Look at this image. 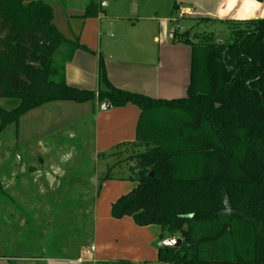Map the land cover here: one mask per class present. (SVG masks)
<instances>
[{
    "label": "trees",
    "instance_id": "obj_1",
    "mask_svg": "<svg viewBox=\"0 0 264 264\" xmlns=\"http://www.w3.org/2000/svg\"><path fill=\"white\" fill-rule=\"evenodd\" d=\"M100 12L90 0L83 18ZM178 22L174 44L192 48L186 98L117 89L101 56L100 89L82 91L67 85L64 62L95 53L59 31L44 0H0V100L13 105H0V134L50 103L134 105L136 140L117 147L146 151L129 159L137 187L112 204V218L160 227V243L182 240L180 249L159 245L157 264H264V19L221 22L230 39L220 43Z\"/></svg>",
    "mask_w": 264,
    "mask_h": 264
},
{
    "label": "rangeland",
    "instance_id": "obj_2",
    "mask_svg": "<svg viewBox=\"0 0 264 264\" xmlns=\"http://www.w3.org/2000/svg\"><path fill=\"white\" fill-rule=\"evenodd\" d=\"M49 1L81 7L88 0ZM171 2L154 0L152 5L157 3L164 16L172 13ZM65 15L56 11L54 24L74 40L71 28L76 21L62 19ZM181 25L192 29V36L213 33L219 42L230 39L229 27L221 22L182 20ZM0 105L13 108L7 100H0ZM94 122L90 106L56 102L1 132L0 264H90L96 212L101 226L112 204L135 188L137 175L131 172L134 163L129 159L146 151L145 147H117L97 155ZM118 227L114 226L115 236L125 231ZM113 242L109 257L132 256L118 253L119 246ZM122 262L133 264L129 260L110 264Z\"/></svg>",
    "mask_w": 264,
    "mask_h": 264
},
{
    "label": "crops",
    "instance_id": "obj_3",
    "mask_svg": "<svg viewBox=\"0 0 264 264\" xmlns=\"http://www.w3.org/2000/svg\"><path fill=\"white\" fill-rule=\"evenodd\" d=\"M44 1L53 8L54 18L56 11H63L66 15L62 19L76 21L74 28L70 26V39L79 38L82 46L95 53L92 55L78 50L71 60L64 62L68 86L82 91H98V57L101 56L114 87L167 101L187 97L192 59L191 46L174 44L172 22L178 19L184 30L186 28L181 25L182 20L226 22L264 19V2L254 0H172L173 11L164 16H160L157 3L152 5L154 0H93L101 12L97 18L86 19L83 17L89 0L81 7L74 6V3L63 7L59 3L54 5L49 0ZM175 5L179 8L177 12H174ZM66 56V50H62L61 58ZM86 105L90 106L95 120L93 142L97 155L119 145L135 142L141 117L138 107L129 104L123 108L112 107L102 111V104ZM8 162L7 159L5 163ZM96 217L97 235L93 240L92 252H89L92 255L88 263L110 264L129 260L133 264H157L160 227L141 228L131 218L115 220L109 211L100 226L98 211ZM115 225L125 231L115 236ZM113 241L119 246L118 253L132 256L109 257L111 245L115 244Z\"/></svg>",
    "mask_w": 264,
    "mask_h": 264
},
{
    "label": "water",
    "instance_id": "obj_4",
    "mask_svg": "<svg viewBox=\"0 0 264 264\" xmlns=\"http://www.w3.org/2000/svg\"><path fill=\"white\" fill-rule=\"evenodd\" d=\"M220 43V42H219ZM112 109V105L109 102H105L101 105L102 111H107ZM160 246L166 248L180 249L182 247V240L178 237L168 238L160 243Z\"/></svg>",
    "mask_w": 264,
    "mask_h": 264
}]
</instances>
